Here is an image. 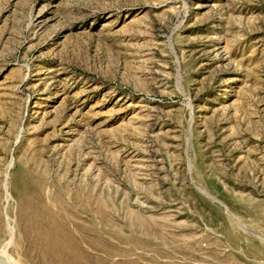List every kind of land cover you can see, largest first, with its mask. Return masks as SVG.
<instances>
[{"label":"rangeland","instance_id":"1","mask_svg":"<svg viewBox=\"0 0 264 264\" xmlns=\"http://www.w3.org/2000/svg\"><path fill=\"white\" fill-rule=\"evenodd\" d=\"M0 264H264V0H0Z\"/></svg>","mask_w":264,"mask_h":264}]
</instances>
